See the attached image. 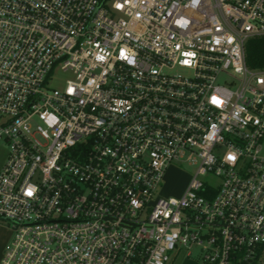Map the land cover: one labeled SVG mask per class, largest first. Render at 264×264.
Here are the masks:
<instances>
[{
  "label": "built area",
  "instance_id": "built-area-1",
  "mask_svg": "<svg viewBox=\"0 0 264 264\" xmlns=\"http://www.w3.org/2000/svg\"><path fill=\"white\" fill-rule=\"evenodd\" d=\"M259 37L264 0H0V264H264Z\"/></svg>",
  "mask_w": 264,
  "mask_h": 264
},
{
  "label": "rangeland",
  "instance_id": "rangeland-1",
  "mask_svg": "<svg viewBox=\"0 0 264 264\" xmlns=\"http://www.w3.org/2000/svg\"><path fill=\"white\" fill-rule=\"evenodd\" d=\"M54 75V78L50 81L51 87H61L64 84L66 78L69 77L68 73H64L61 70H56ZM5 155V150H0V169L4 163ZM195 171L196 167L189 164L188 162H174L172 167L168 169L164 180L157 191V195L164 197L180 196L183 191L187 188L192 176H194L195 174ZM211 178L213 181L217 179L214 176ZM6 235L9 236L10 242L13 238L14 231L8 221L0 220V243L2 239L6 237ZM3 255L4 252L2 254V257ZM169 264H199V256L195 253L193 256L188 257L185 255V252H182L176 258L171 259Z\"/></svg>",
  "mask_w": 264,
  "mask_h": 264
},
{
  "label": "trees",
  "instance_id": "trees-1",
  "mask_svg": "<svg viewBox=\"0 0 264 264\" xmlns=\"http://www.w3.org/2000/svg\"><path fill=\"white\" fill-rule=\"evenodd\" d=\"M247 62L252 68L264 69V37L254 38L249 41Z\"/></svg>",
  "mask_w": 264,
  "mask_h": 264
},
{
  "label": "crops",
  "instance_id": "crops-1",
  "mask_svg": "<svg viewBox=\"0 0 264 264\" xmlns=\"http://www.w3.org/2000/svg\"><path fill=\"white\" fill-rule=\"evenodd\" d=\"M9 236L6 235V237H4L0 243V259L2 257V254L4 252L5 246L7 245V243L9 242Z\"/></svg>",
  "mask_w": 264,
  "mask_h": 264
}]
</instances>
